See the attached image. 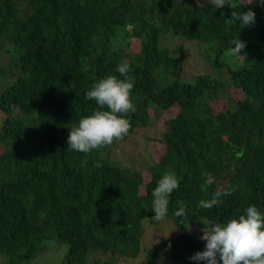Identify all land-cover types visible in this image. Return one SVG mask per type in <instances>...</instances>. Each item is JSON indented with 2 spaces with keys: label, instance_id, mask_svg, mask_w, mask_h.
<instances>
[{
  "label": "trees",
  "instance_id": "1",
  "mask_svg": "<svg viewBox=\"0 0 264 264\" xmlns=\"http://www.w3.org/2000/svg\"><path fill=\"white\" fill-rule=\"evenodd\" d=\"M232 3L0 0V264H27L52 236L66 244L67 264L132 262L140 221L155 215L151 192L169 170L180 179L167 216L177 226L194 218L224 223L249 205L264 214V5ZM248 7L253 25L231 17ZM171 36L180 38L175 51L160 42ZM234 38L246 42L243 56L228 54ZM193 45L204 66L182 80ZM122 61L135 81L128 135L87 154L70 150L69 130L96 108L86 92L118 76ZM213 100L225 107L213 111ZM160 112L163 129L148 140L163 145L161 154L144 167L119 156L121 144L153 130ZM225 188L223 203L198 206ZM177 201L186 206L182 217L173 214ZM205 243L183 232L160 254L144 249L143 258L196 264L189 257Z\"/></svg>",
  "mask_w": 264,
  "mask_h": 264
},
{
  "label": "clouds",
  "instance_id": "2",
  "mask_svg": "<svg viewBox=\"0 0 264 264\" xmlns=\"http://www.w3.org/2000/svg\"><path fill=\"white\" fill-rule=\"evenodd\" d=\"M216 9L228 6L234 9L232 0H208ZM253 0H247V6ZM264 5V0H258ZM231 17L243 26L255 23V13L251 7L247 11L232 10ZM227 49L231 56L240 55L246 47V42L239 38L230 41ZM117 75H109L99 79L86 92L85 99L94 100L96 104L92 114L83 116L77 125L68 133L67 147L70 150L90 153L110 146L116 140H121L128 135L131 121L127 119L130 112H135L136 107L132 102L134 78L130 75L132 68L127 61H122L116 67ZM100 165L98 164L97 167ZM206 184L211 185L214 177L206 174ZM180 179L172 170L166 171L158 180L151 192L153 218L157 221L168 216L170 196L179 187ZM231 195L229 189H217L211 199L200 200L198 206L211 209L223 203L222 197ZM178 210L173 214L177 217L186 215V206L182 201L176 202ZM205 241L203 251H197L189 257L199 264H264V214L254 205H249L244 214L230 218L224 223H212L202 229L200 236ZM170 248L171 245L169 244Z\"/></svg>",
  "mask_w": 264,
  "mask_h": 264
},
{
  "label": "rangeland",
  "instance_id": "3",
  "mask_svg": "<svg viewBox=\"0 0 264 264\" xmlns=\"http://www.w3.org/2000/svg\"><path fill=\"white\" fill-rule=\"evenodd\" d=\"M161 45L167 47L170 51H175L174 47L180 43V38L171 36L165 37L160 41ZM192 48V49H191ZM194 48V49H193ZM183 55V70L184 75L182 80L186 78H190L192 75L196 74L197 70H202L204 64H202L205 60L199 57L197 54V49L195 46H190L188 51L184 52ZM229 93L237 98L239 93L236 89L231 88ZM224 100H213L210 103L211 109L213 111H217L223 109L225 107ZM172 110V109H170ZM162 112L159 113L158 117L153 118L154 125L152 126L153 130H144L138 131L135 135L130 139L129 144L120 145L119 156L122 158H126L125 154L128 157L134 159V162H139L140 164L146 165L154 161L156 157H158L163 149V145L161 143L155 142L153 140H148V137H156L159 136V129H163V120ZM127 149V152L125 150ZM118 153V152H117ZM129 161L128 159H126ZM145 175V173H143ZM142 225V234L139 238V247L140 252L133 259L132 262L129 260H121L120 264H148L146 260H144L143 250L149 247H157L159 254L162 253L163 247L168 248L171 240L174 239L179 234L186 232L190 235L201 236L202 229L207 227L209 224L214 222L204 219V218H194L187 223L177 226L173 223L170 218H165L163 220L157 221L156 219L149 220L147 218L141 219ZM66 249V244L60 240H58L55 236L50 237L45 242V249H43L39 254L34 256L31 260L27 261V264H67L64 262V252ZM107 258L108 256H103ZM114 259L118 256L114 255ZM164 257L158 256L156 260L149 264H159L163 262ZM1 260V257H0Z\"/></svg>",
  "mask_w": 264,
  "mask_h": 264
}]
</instances>
